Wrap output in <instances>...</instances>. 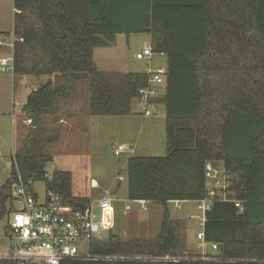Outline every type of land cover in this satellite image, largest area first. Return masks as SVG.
<instances>
[{"label":"trees","instance_id":"16d2710c","mask_svg":"<svg viewBox=\"0 0 264 264\" xmlns=\"http://www.w3.org/2000/svg\"><path fill=\"white\" fill-rule=\"evenodd\" d=\"M12 5V73L25 75L28 56L39 51L47 60L42 73L53 80L32 91L21 108L35 129L12 157L10 179L0 188V221L13 211L10 190L17 175L24 183L42 182L64 203L89 204L72 197L68 172L55 170L46 178L51 161L46 147L57 138L46 118L55 115L77 81L89 85L91 116L128 114V102L146 87L147 73H128L127 102L117 110L93 50L116 35L145 34L152 52L166 58L163 85L150 100L164 110L166 153L127 159V199L162 205L161 231L150 241L110 236L92 242L91 253L179 257L180 241L165 207L210 198L205 171L211 162L221 164L226 194L240 209L213 198L205 213L204 240L216 244L211 254L217 262L62 264H264V0H12Z\"/></svg>","mask_w":264,"mask_h":264},{"label":"rangeland","instance_id":"374dc122","mask_svg":"<svg viewBox=\"0 0 264 264\" xmlns=\"http://www.w3.org/2000/svg\"><path fill=\"white\" fill-rule=\"evenodd\" d=\"M12 25V0H0V31H11ZM2 36L4 41L0 44V58H10L13 63L12 32L0 35V39ZM144 47H150L149 36L121 34L108 39L105 47L93 50L96 70L105 74L111 82L113 102L117 110L125 107L127 102L128 73H147L149 69L166 66L165 56L157 53H152L150 61L136 60L134 55ZM45 63L46 58L39 51H35L28 56L25 75L13 74L12 71L0 72V188L10 179L12 157L19 154L23 140L35 129L21 112V108L32 91L49 79L53 80V76L49 77L42 73L41 67H44ZM28 71H31L30 75ZM70 90L67 100L77 106L75 108L77 111L81 106L82 117L79 118V124L73 130V134L64 133L62 130L65 131L66 124L60 125L58 121L55 123L53 120L55 116L46 118L47 127L54 128L57 134L55 141L46 147L51 158L45 168L46 178L50 179L55 170L68 172L71 176L73 198L89 202L102 197L112 200L113 228L102 232L100 240H106L110 236L123 241L157 239L165 214L164 207L147 202L142 210L135 201L127 199L125 164L131 154L129 146L134 147L132 156L165 155V117L162 106H154L151 116L145 118L138 113L134 102H128V114L91 116L88 113L90 104L88 83L77 81L71 85ZM119 145L125 150L120 155H115L113 149ZM118 177H121V181L117 180ZM92 180L98 183L96 187L91 186ZM33 190L39 199L44 197L45 189L42 182H35ZM127 205L130 207L129 211L124 210ZM198 206L197 201H186L180 202L177 206L168 203L165 207L170 224L174 225V219L182 221L174 227L182 249L180 256L187 259L202 254L211 255L209 247L205 246L201 250L198 248L201 242L196 239V235L202 232L200 227L202 213ZM9 215L0 221V253L9 247L7 230ZM79 246L81 249L84 248L82 245ZM137 257L150 258L146 255Z\"/></svg>","mask_w":264,"mask_h":264},{"label":"built area","instance_id":"2783aa9c","mask_svg":"<svg viewBox=\"0 0 264 264\" xmlns=\"http://www.w3.org/2000/svg\"><path fill=\"white\" fill-rule=\"evenodd\" d=\"M0 44L2 41L0 39ZM151 47H144L134 55L138 61H150ZM163 55V54H160ZM12 70V59L0 58V72ZM165 68L149 69L145 88L138 90V97L134 100L136 109L140 115L151 116L154 105L150 100L157 98L163 85ZM122 146H117L116 152H121ZM227 175L223 169H214L211 163L206 165L205 179L210 198L197 201L198 210L202 217L200 227L202 232L196 235L201 243L198 248L209 247L210 253L217 250L216 244L207 243L204 240L203 226L205 213L210 210L212 199L221 202H232L240 209V203L229 200ZM120 180V179H119ZM33 182L24 183L19 175L11 185L10 197L13 211L8 219L9 247L0 253V264H62L74 261L106 260V261H154V262H181L187 260H199L217 262L219 259L211 255H201L195 258L186 257H132L106 255L99 256L91 253V243L100 240L102 232L113 228V209L110 199L102 197L91 201L84 206L64 203L62 198L51 191H45L42 199H39L33 190ZM210 186V187H209ZM232 198V194H229ZM142 202V201H141ZM129 211L130 207H124ZM82 245L84 248H80Z\"/></svg>","mask_w":264,"mask_h":264},{"label":"crops","instance_id":"0c3cea01","mask_svg":"<svg viewBox=\"0 0 264 264\" xmlns=\"http://www.w3.org/2000/svg\"><path fill=\"white\" fill-rule=\"evenodd\" d=\"M11 32H12V27H11V31H6V32L5 31L4 32L0 31V35H2L4 33H11ZM1 41H4V40L1 38ZM93 56H94V54H93ZM75 108H77V106L73 102H71V101H69L67 99L62 101L59 104L58 108H57V111H56V113L54 115L56 118H54L53 120L55 121V123H56V121H58V124H60V125L66 124L65 131L62 130L64 133L73 134V130L76 129L78 124H79V118L82 117L81 116V112H80L81 111V106L79 107L80 109L78 111ZM77 113H79V114L77 116H75ZM119 146H122V145H119ZM116 148L113 149L114 150L113 153L115 155H120V153H122L125 150V148L123 147V150L121 152L117 153L116 152ZM129 150H130V153L132 154L133 151H134V147L133 146H129ZM131 154H130V157L132 156ZM212 163L213 162H211V165H212ZM125 167H126V164H125ZM214 169H218V170L222 169L221 164L217 162V165H216V167H214ZM117 180L121 181V177H118ZM135 202H136V204L139 205L140 209L144 210L143 205L145 203H147V202H143V201L142 202L141 201H135ZM182 202H186V201H182ZM170 203H172L174 206H177L180 202L179 201H173V202H170ZM173 222H174L175 226H176V224H181L182 223V221L180 219H174ZM179 252H181V250Z\"/></svg>","mask_w":264,"mask_h":264},{"label":"water","instance_id":"95a60500","mask_svg":"<svg viewBox=\"0 0 264 264\" xmlns=\"http://www.w3.org/2000/svg\"><path fill=\"white\" fill-rule=\"evenodd\" d=\"M216 165H217V162H213L211 166H212V168H214V167H216ZM95 184H96V181L95 180H92L91 181V186L92 187H95ZM179 254H181V252H179Z\"/></svg>","mask_w":264,"mask_h":264},{"label":"bare ground","instance_id":"6f19581e","mask_svg":"<svg viewBox=\"0 0 264 264\" xmlns=\"http://www.w3.org/2000/svg\"><path fill=\"white\" fill-rule=\"evenodd\" d=\"M97 185H98V184L96 183V184H95V187H96Z\"/></svg>","mask_w":264,"mask_h":264}]
</instances>
